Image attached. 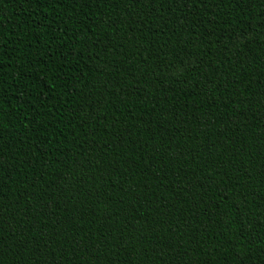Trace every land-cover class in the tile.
I'll use <instances>...</instances> for the list:
<instances>
[{
  "label": "trees",
  "instance_id": "obj_1",
  "mask_svg": "<svg viewBox=\"0 0 264 264\" xmlns=\"http://www.w3.org/2000/svg\"><path fill=\"white\" fill-rule=\"evenodd\" d=\"M0 264H264V0H0Z\"/></svg>",
  "mask_w": 264,
  "mask_h": 264
}]
</instances>
